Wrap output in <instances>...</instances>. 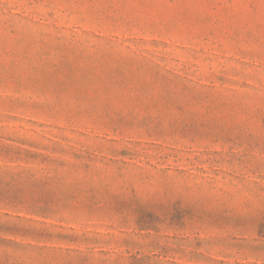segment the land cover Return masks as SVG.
Masks as SVG:
<instances>
[{
	"label": "rangeland",
	"instance_id": "obj_1",
	"mask_svg": "<svg viewBox=\"0 0 264 264\" xmlns=\"http://www.w3.org/2000/svg\"><path fill=\"white\" fill-rule=\"evenodd\" d=\"M0 264H264V0H0Z\"/></svg>",
	"mask_w": 264,
	"mask_h": 264
}]
</instances>
